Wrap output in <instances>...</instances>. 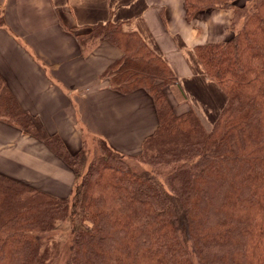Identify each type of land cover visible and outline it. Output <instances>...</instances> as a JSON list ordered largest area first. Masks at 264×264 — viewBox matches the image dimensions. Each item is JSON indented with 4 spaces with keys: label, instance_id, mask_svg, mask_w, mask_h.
<instances>
[{
    "label": "trees",
    "instance_id": "16d2710c",
    "mask_svg": "<svg viewBox=\"0 0 264 264\" xmlns=\"http://www.w3.org/2000/svg\"><path fill=\"white\" fill-rule=\"evenodd\" d=\"M238 1L185 0L189 18L233 10V35L196 49L226 95L214 120L194 106L177 112L166 91L173 71L120 22L76 32L85 52L102 40L119 46L106 72L113 86L154 99L158 127L135 152L101 136L71 152L0 73V119L75 172L69 197L0 172V264H264V0Z\"/></svg>",
    "mask_w": 264,
    "mask_h": 264
},
{
    "label": "crops",
    "instance_id": "0c3cea01",
    "mask_svg": "<svg viewBox=\"0 0 264 264\" xmlns=\"http://www.w3.org/2000/svg\"><path fill=\"white\" fill-rule=\"evenodd\" d=\"M0 8V73L23 108L73 153L89 136L135 152L159 123L146 89L120 91L106 73L123 53L119 46L102 40L88 52L81 48L76 32L99 22H120L169 65L177 82L166 91L175 108L194 106L208 119L213 108L214 120L225 104L196 49L233 35L232 9L208 8L189 18L185 0H0ZM0 172L59 197H69L75 183L73 169L43 140L5 119Z\"/></svg>",
    "mask_w": 264,
    "mask_h": 264
},
{
    "label": "rangeland",
    "instance_id": "374dc122",
    "mask_svg": "<svg viewBox=\"0 0 264 264\" xmlns=\"http://www.w3.org/2000/svg\"><path fill=\"white\" fill-rule=\"evenodd\" d=\"M244 1H245V0H239L238 3H239V4H242V3H244ZM0 14H1V8H0ZM175 84H176V83L172 84V86L175 85ZM167 87H168V86H167ZM178 93H179V92H178ZM179 95H180V94H179ZM179 98H180L181 100H184V98H182V97H179ZM168 99L170 100L171 97L169 98V96H168ZM170 101H171V100H170ZM171 103H172V105L175 107V104H174L172 101H171ZM184 103H185V102H184ZM181 106H182V105H179L178 108H175L176 110L178 109L177 112H181V111H183V109L181 108ZM208 113H211V117H212V118H210V120H213V118L215 117V114H216V113H214L213 108H212L211 110L209 109V110H208ZM88 141L90 142V139H88ZM59 264H67V263L65 262L64 259H62V260H60Z\"/></svg>",
    "mask_w": 264,
    "mask_h": 264
}]
</instances>
